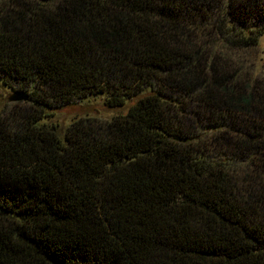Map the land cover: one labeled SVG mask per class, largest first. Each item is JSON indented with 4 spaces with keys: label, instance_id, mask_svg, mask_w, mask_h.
Here are the masks:
<instances>
[{
    "label": "trees",
    "instance_id": "16d2710c",
    "mask_svg": "<svg viewBox=\"0 0 264 264\" xmlns=\"http://www.w3.org/2000/svg\"><path fill=\"white\" fill-rule=\"evenodd\" d=\"M264 0H0V264H264ZM136 101L63 130L59 106Z\"/></svg>",
    "mask_w": 264,
    "mask_h": 264
},
{
    "label": "rangeland",
    "instance_id": "374dc122",
    "mask_svg": "<svg viewBox=\"0 0 264 264\" xmlns=\"http://www.w3.org/2000/svg\"><path fill=\"white\" fill-rule=\"evenodd\" d=\"M243 53L249 64H252L253 70L250 73L253 77L264 81V34L259 37L256 48L247 50ZM9 88L0 86V111L6 108L10 103L9 96L13 93ZM138 97L130 99L124 106L107 107L104 105L101 96L93 95L84 99H77L70 104L50 109L47 112L49 122L57 123L63 130L69 123L82 116H96L100 119H110L117 114L125 113L128 108L136 101Z\"/></svg>",
    "mask_w": 264,
    "mask_h": 264
},
{
    "label": "water",
    "instance_id": "95a60500",
    "mask_svg": "<svg viewBox=\"0 0 264 264\" xmlns=\"http://www.w3.org/2000/svg\"><path fill=\"white\" fill-rule=\"evenodd\" d=\"M28 94L26 92L22 91H14L10 96H9V101L10 102H17V101H23L27 100Z\"/></svg>",
    "mask_w": 264,
    "mask_h": 264
}]
</instances>
